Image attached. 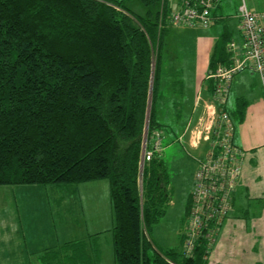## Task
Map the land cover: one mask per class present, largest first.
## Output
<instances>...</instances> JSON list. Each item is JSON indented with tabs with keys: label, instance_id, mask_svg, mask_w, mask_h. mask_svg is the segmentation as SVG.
Instances as JSON below:
<instances>
[{
	"label": "trees",
	"instance_id": "16d2710c",
	"mask_svg": "<svg viewBox=\"0 0 264 264\" xmlns=\"http://www.w3.org/2000/svg\"><path fill=\"white\" fill-rule=\"evenodd\" d=\"M172 13L167 0H0V187L107 180L116 264H208L215 247L202 238L185 257L151 239L170 181L162 153L141 172L142 145L147 125L149 136L162 126L156 100ZM231 39L226 31L216 43L210 73L231 63ZM247 107L240 99L236 126ZM74 247L85 255L84 244Z\"/></svg>",
	"mask_w": 264,
	"mask_h": 264
},
{
	"label": "rangeland",
	"instance_id": "374dc122",
	"mask_svg": "<svg viewBox=\"0 0 264 264\" xmlns=\"http://www.w3.org/2000/svg\"><path fill=\"white\" fill-rule=\"evenodd\" d=\"M167 1L169 3L170 0ZM244 3L253 12H264V0H223L220 13L228 21L236 22L240 6ZM217 26L223 28L222 23ZM169 30V35L165 37L164 41L161 63V94L159 100H156V113L158 122L162 125L158 131H161L164 136L161 157L166 164L169 174L170 203L166 207L165 216L151 232V239L154 244L163 251L172 249L179 250L182 248L184 231L188 222L187 209L190 203L197 169L195 158L204 151V149H186L179 141L180 136L190 120L198 116L192 110V97L190 96V89L188 87V83L193 78L194 41L197 39L198 33L187 27L181 28L178 26H172ZM232 33L235 39H239V31L234 28ZM235 78L233 82L235 85L231 90L229 102L224 106V109L234 119L233 115L238 108L239 100L245 99L247 103H250V109L248 112L246 111L245 120L243 122L238 121V133L236 134L237 136L239 134L248 138H260L264 140V110L261 108L262 105H260L261 102L264 104V93L260 77L256 73L243 72ZM211 82L214 83V81ZM248 151L252 153V150ZM101 182H104L107 192V189L110 187L109 182L107 180ZM1 188L0 199L5 202L0 203V217L7 214V210L10 213H15L17 218L35 215L34 222L40 229H44L46 226L49 228L50 226L45 203L51 202L53 206L55 205L54 209L57 210L56 207L61 206L62 198L65 201L77 200L81 204L82 211V202L88 198V191L83 189V187L80 188L77 186L72 188H56L17 185ZM101 193H103V190H101ZM247 194L245 188L241 187L238 189L236 200L238 208L235 214L236 216L239 213L241 214V227L238 231L234 232V235L228 242V246H224L218 252L226 260L222 264H247L249 259L251 262V257L254 254L252 244L254 243L253 246H259L261 243H258V241L263 240H261V236L264 232V200L254 199L253 197L248 198L246 196ZM39 202H41V207L38 206ZM17 204L28 207H19L18 211V208L13 207L14 205L17 206ZM63 206L65 207V203H63ZM241 208H243L244 212L239 211ZM66 209H70L71 214L64 215V217L68 219H79L83 224L87 225V220H84V215H78L76 205L68 206ZM244 213L245 215H243ZM106 224V237L103 239V242L112 248V228L115 225L114 212L112 213L110 224ZM228 228L229 223H226L223 229L228 230ZM110 229L111 233H109ZM58 233L60 234L61 231L58 230ZM241 243H246L248 252H243L239 248ZM214 254L212 253L211 255L213 257H209L208 264H213Z\"/></svg>",
	"mask_w": 264,
	"mask_h": 264
},
{
	"label": "crops",
	"instance_id": "0c3cea01",
	"mask_svg": "<svg viewBox=\"0 0 264 264\" xmlns=\"http://www.w3.org/2000/svg\"><path fill=\"white\" fill-rule=\"evenodd\" d=\"M182 3L183 0H170L168 4L169 8L175 12L180 9ZM222 4L223 0H221L218 6L213 10L212 15L214 21L210 28L204 29L199 27L190 28L188 26H180L181 28L187 27L198 33L197 39L194 41L195 56L193 59V78L188 83L190 96L192 97V110L199 93H201L204 98H208L212 95L213 89L210 87V82L212 80L209 79V61L216 43L221 39L223 34L226 31L230 32L232 34L231 43H235L239 51L243 49V36L240 30L239 17H236V22L228 21V19L220 13ZM220 23L223 24V28L217 26ZM234 28L240 33L241 37L239 36V39L234 38L232 33ZM234 85L235 84L232 85V89ZM160 94L159 91V97ZM260 105H262L261 108L264 110L263 102H261ZM249 109L250 103H248L247 112ZM237 127L238 126H236L234 134V143L245 151L244 173L237 191L235 192L234 206L232 207L229 217L225 221V224L229 223V228L228 230L223 229V232L221 231L212 251V253H215L212 260L213 264H222L226 262L221 253L218 252H220L224 246H228V242L234 235V232L238 231L241 227V214L239 213L237 216L235 214L238 208L236 204L238 189L241 187L245 188V192L248 193L246 195L248 198L253 197L254 199L264 200V140L260 138H248L239 134L237 136ZM248 150H252V153ZM48 187L60 188L57 186ZM69 187L72 188L74 186ZM77 187H83V189L88 191L87 200H83L82 202L83 210L81 211V204L77 200L65 201L63 198H59L61 199V206L56 207L57 210L54 209L55 205L53 206L51 202L45 203L49 216L48 219L50 220L49 228L46 226L44 229H40L34 222L35 215L17 218L15 213H10V211L7 210V214L0 217V264H69L70 262L68 263V259L71 257H76L78 259V264H116L113 245L112 248H110V245L108 247L107 243L104 244L103 242V239L106 237V223L110 224L113 213L110 187L106 192V186H104V182L101 181L86 183ZM1 190L2 188L0 187V191ZM101 190H103V193H101ZM2 202L5 201L0 199V203ZM63 203H65V207ZM73 205H76L78 208V215H84V220H87V225L83 224L79 219H68L64 217V215L71 214V210L66 209V207ZM38 206H42L41 202L38 203ZM13 207L18 208L19 211V207L25 208L28 206L17 204V206L14 205ZM239 211L244 212L243 208L239 209ZM243 215H245V213ZM58 230L61 231L60 234ZM109 233H111V229ZM261 240L260 242L258 241V243H261L259 246H253L254 243L252 244L254 254L251 257V262L249 259L247 264H264V232L261 236ZM80 243L86 246L85 255L83 256L81 253V257L79 255L76 256L74 247L75 244ZM239 248L243 252L249 251L246 243H241ZM212 253L209 257H213L211 256Z\"/></svg>",
	"mask_w": 264,
	"mask_h": 264
},
{
	"label": "built area",
	"instance_id": "2783aa9c",
	"mask_svg": "<svg viewBox=\"0 0 264 264\" xmlns=\"http://www.w3.org/2000/svg\"><path fill=\"white\" fill-rule=\"evenodd\" d=\"M220 1L183 0L180 9L172 13L170 23L178 27L210 28L214 21L213 10ZM238 17L243 49L239 51L235 43H230L231 63L221 65L209 74V79L215 84L212 95L204 98L198 94L193 108L198 116L190 120L179 138L186 149H204L195 158L197 169L182 245L185 257L193 255L202 238L210 250L216 245L232 211L233 197L244 173L245 151L234 143L236 125L224 109L235 77L243 72L256 73L264 93V12H253L244 3ZM163 139L161 131L149 136V128L146 127L141 171L155 154L162 153Z\"/></svg>",
	"mask_w": 264,
	"mask_h": 264
},
{
	"label": "water",
	"instance_id": "95a60500",
	"mask_svg": "<svg viewBox=\"0 0 264 264\" xmlns=\"http://www.w3.org/2000/svg\"><path fill=\"white\" fill-rule=\"evenodd\" d=\"M154 70H155V67H154ZM155 74V72H154ZM155 76V75H154ZM154 76H153V82H152V86H153V83H154ZM153 88V87H152ZM153 90V89H152ZM153 92L151 91V97H150V106H149V116H150V113H151V108H152V101H153ZM148 126V125H147ZM149 128V127H148ZM143 173V171H141Z\"/></svg>",
	"mask_w": 264,
	"mask_h": 264
}]
</instances>
